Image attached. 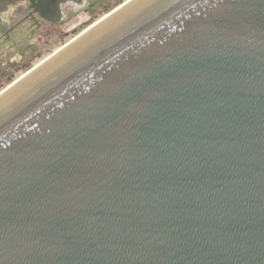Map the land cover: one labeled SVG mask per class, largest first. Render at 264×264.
<instances>
[{"label":"water","instance_id":"1","mask_svg":"<svg viewBox=\"0 0 264 264\" xmlns=\"http://www.w3.org/2000/svg\"><path fill=\"white\" fill-rule=\"evenodd\" d=\"M0 264H264V0H135L1 95Z\"/></svg>","mask_w":264,"mask_h":264},{"label":"rangeland","instance_id":"2","mask_svg":"<svg viewBox=\"0 0 264 264\" xmlns=\"http://www.w3.org/2000/svg\"><path fill=\"white\" fill-rule=\"evenodd\" d=\"M123 1L125 0H67L59 5L61 14L58 23H52L48 17H41L33 12L29 7L28 0H0V26L5 27L4 29H7L6 25H10L11 28L20 26L18 35L22 37L21 35L24 34L27 37L23 38L24 40H20V37L17 38L18 41L15 42L11 52L12 57L19 53V44L23 43L31 48V52L26 58L22 57L18 63L12 61L20 70L18 73L21 74L24 66L27 65L31 67L29 69L31 70L36 64ZM13 73L15 75L17 72ZM7 86L6 81H0V88Z\"/></svg>","mask_w":264,"mask_h":264},{"label":"trees","instance_id":"3","mask_svg":"<svg viewBox=\"0 0 264 264\" xmlns=\"http://www.w3.org/2000/svg\"><path fill=\"white\" fill-rule=\"evenodd\" d=\"M28 1L31 10L36 14H38L39 16L44 17L51 13L58 0H28ZM49 21L52 23H58V19L54 17H49ZM14 46L15 45L13 43L6 42V44H4V48L0 49V81L1 82L6 81L7 85L11 84L15 79L18 78V76H20L22 73H25L31 68L29 65L24 66L23 72L21 74L18 73L20 70L18 69V67H16V64L11 61L12 58L11 52L13 51ZM30 50L31 48L29 47V45L22 44V46H20L19 53L24 58H26L30 54L31 52ZM13 72H17V73L13 75L14 74ZM9 75L11 76L8 77ZM2 89L4 88H0V91Z\"/></svg>","mask_w":264,"mask_h":264},{"label":"bare ground","instance_id":"4","mask_svg":"<svg viewBox=\"0 0 264 264\" xmlns=\"http://www.w3.org/2000/svg\"><path fill=\"white\" fill-rule=\"evenodd\" d=\"M133 1H135V0H127V1L124 2V4H122V5L119 4L116 8H114L112 11H110V13L105 14L104 16H102L101 18H99L97 21H95L94 23H92L91 25H89L86 29H84L82 32H80L79 34H77L75 37H73L67 43H65L64 45H62L59 49H57L52 54H50L48 57L44 58L41 62H39L38 64H36L31 70H29L25 74L21 75L20 77H18L15 81H13V83L11 85H8L6 88H4L3 90H1L0 91V97H1V95H4V93L6 91H9V89H12L14 86L18 85L24 79H26L27 77H29V75H31L32 73H35L40 68H42L43 66H45L46 64H48L53 59H55L57 56H59L60 54H62L69 47H71L74 43H76L79 39H81L82 37H84L85 35H87L88 33H90L91 31H93L96 27H98L99 25H101L102 23H104L105 21H107L109 18H111L113 15H115L116 13H118L120 10H122L124 7H126L127 5H129L130 3H132Z\"/></svg>","mask_w":264,"mask_h":264},{"label":"crops","instance_id":"5","mask_svg":"<svg viewBox=\"0 0 264 264\" xmlns=\"http://www.w3.org/2000/svg\"><path fill=\"white\" fill-rule=\"evenodd\" d=\"M0 28H1L0 29V49L4 48V44H6V42L16 44L15 42L18 41L17 38L20 37L18 35V31H19V29H21V27L16 26L14 28L13 27L11 28L10 25L9 26L6 25L7 29H4L5 27H3L1 25ZM21 36L22 37H20V40L23 38H27L26 35H24V34ZM22 44L18 45V49H20V46H22ZM18 55H20L21 58L23 57L20 53H18ZM23 59H24V57H23ZM11 61H13L12 58H11Z\"/></svg>","mask_w":264,"mask_h":264},{"label":"flooded vegetation","instance_id":"6","mask_svg":"<svg viewBox=\"0 0 264 264\" xmlns=\"http://www.w3.org/2000/svg\"><path fill=\"white\" fill-rule=\"evenodd\" d=\"M65 1H67V0H58L57 2H56V5H55V7L53 8V10L51 11V13L50 14H48L47 16H44V17H54V18H56V19H59L60 18V9H59V5H60V3H63V2H65ZM59 21V20H58Z\"/></svg>","mask_w":264,"mask_h":264},{"label":"built area","instance_id":"7","mask_svg":"<svg viewBox=\"0 0 264 264\" xmlns=\"http://www.w3.org/2000/svg\"><path fill=\"white\" fill-rule=\"evenodd\" d=\"M13 61H15L16 63H18L20 60H21V57L20 55L18 54H15L13 57H12Z\"/></svg>","mask_w":264,"mask_h":264}]
</instances>
